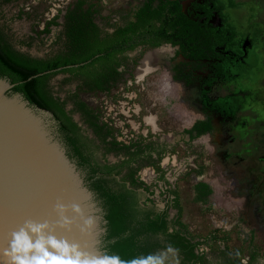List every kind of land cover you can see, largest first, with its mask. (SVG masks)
<instances>
[{
  "label": "rangeland",
  "instance_id": "obj_1",
  "mask_svg": "<svg viewBox=\"0 0 264 264\" xmlns=\"http://www.w3.org/2000/svg\"><path fill=\"white\" fill-rule=\"evenodd\" d=\"M77 1L0 0V23L20 50L44 56L58 47L55 19ZM82 1L84 8L92 7L99 26L110 31L149 0ZM181 1L205 25L224 33L216 38V49L226 58L208 94L202 96L193 65L169 45L131 52L125 83L108 96L77 90L65 74L54 76L52 89L63 98L76 90L123 139L137 135V140L163 146L161 157L155 155L156 165L143 164L137 177L144 178L140 180L153 192L157 206L166 207L168 184L176 189L187 232L208 244L204 264H227V258L264 264V0ZM145 59L150 65L139 73ZM139 64L140 80L132 82L130 73ZM200 96L205 97L201 106ZM74 116L93 137L80 115ZM198 120L211 121L212 129L191 133ZM106 156L116 160L120 155ZM202 182L211 192L200 199L195 186ZM169 212L175 216L177 209ZM160 257L164 264H179L173 249L160 250Z\"/></svg>",
  "mask_w": 264,
  "mask_h": 264
},
{
  "label": "trees",
  "instance_id": "obj_2",
  "mask_svg": "<svg viewBox=\"0 0 264 264\" xmlns=\"http://www.w3.org/2000/svg\"><path fill=\"white\" fill-rule=\"evenodd\" d=\"M90 15L81 5L70 9L65 16L62 46L45 56L20 50L0 23V75L15 83L13 91L21 92L32 104L52 112L59 137L102 207L107 221L102 246L113 264H164L159 255L162 249L175 250L179 264H204L207 257L196 252L201 241L187 232V225L181 220L178 192L169 191L175 197L164 208L153 204L149 197L142 201L149 187L144 192L141 190L144 182L136 177L141 167L137 163L144 156L150 158L154 151L161 157L162 147L144 143L145 138L121 145L114 137V128L100 122L77 91L62 99L54 93L51 82L57 74L66 73L70 75L67 80H81L86 90H107L111 81L115 82L121 75L119 67L125 64L126 53L139 45L172 42L179 43L183 53L192 58L217 55L210 31L188 17L176 1L155 9L144 7L136 21L106 34H102ZM69 102L74 104L71 111L66 108ZM73 112L81 113L94 137L84 131ZM200 123L204 130L211 127L209 123ZM110 152L123 154L124 158L110 162L105 159ZM195 191L200 199L211 192L204 182L198 183ZM171 207L177 209L172 219L169 218ZM225 254L223 251L222 255ZM227 264L239 263L227 258Z\"/></svg>",
  "mask_w": 264,
  "mask_h": 264
},
{
  "label": "water",
  "instance_id": "obj_3",
  "mask_svg": "<svg viewBox=\"0 0 264 264\" xmlns=\"http://www.w3.org/2000/svg\"><path fill=\"white\" fill-rule=\"evenodd\" d=\"M14 86L0 75V264L19 258L113 264L102 246V207L52 112Z\"/></svg>",
  "mask_w": 264,
  "mask_h": 264
},
{
  "label": "flooded vegetation",
  "instance_id": "obj_4",
  "mask_svg": "<svg viewBox=\"0 0 264 264\" xmlns=\"http://www.w3.org/2000/svg\"><path fill=\"white\" fill-rule=\"evenodd\" d=\"M168 1H176V2H178V4L181 6V9H182V11L188 16V17H190L191 19H193V20H195V21H198L199 23H200V26H201V28H205V29H207V30H209L210 31V35H211V41H212V44H213V49H214V51L216 52V53H218L217 55H213V56H208V57H202V58H192V57H189V56H187V55H185L184 53H183V51H182V49H181V45L179 44V43H176V44H174V43H172V42H164V43H162V44H160V45H158V46H150V45H148V44H146V45H139L136 49H134V50H132V51H129V52H127L126 53V62H125V64L124 65H122V66H120L119 67V71H121V75L119 76V78H118V80H116L115 82L114 81H111V86H110V88L109 89H107V90H86V87L85 86H81V83H82V81L81 80H77V79H72L73 81H75L76 83H77V90L78 89H81V90H83V91H85V92H93V93H96V92H98V93H102V94H104V95H106V96H108L109 94H111V92L113 91V88L117 85V84H119L120 82L121 83H125V79L123 78L124 76H125V73H127V70L129 69L128 67L130 66V64H129V58H128V55L131 53V52H135V51H137V50H139V49H149V48H160V47H162V46H164V45H169V46H171V47H173V48H175L176 49V52H177V54L179 55V56H181L182 57V59L183 60H186V64H188V65H193V69H192V73H193V75L197 78V79H199L200 80V86H201V94H202V96L205 94H208L209 92H210V90L212 89V87L214 86V84H215V82H216V78L218 77V73L220 72V71H222V65H223V59H225L226 57L220 52V51H218L217 49H216V43H217V41H216V38H220V39H222V38H224V33L223 32H218L217 31V29L216 28H214V27H212V26H208V25H205L202 21H200V19L199 18H197V17H195L191 12H189V11H187L185 8H184V5H183V3H182V1L181 0H157V3H155V0H149V1H147V2H145V3H143L142 5H140L138 8H137V10L134 12V15H133V18H131V19H129V20H126L124 23H122V24H119V25H116V26H113V28H112V30H110V31H104L100 26H99V24L96 22V20H95V18L93 17V13H92V7H89V8H84V1H82V0H78L76 3H74V4H72V5H70L69 7H67V9H66V11H64L61 15H59L56 19H55V22L53 23L54 24V27H58V30H60V33H59V35H57V37H56V39H55V41L56 42H58V47H56L52 52H54V51H56L59 47H61L62 46V44H63V40H64V36H63V29H64V24H65V16H66V14H67V12L70 10V9H75L78 5H81V8L84 10V11H89L90 12V16H91V18L93 19V21H95L97 24H98V26L100 27V29H101V32H102V34H106V33H112V32H114L115 30H116V28H118V27H120V26H124L125 24H127L128 22H131V21H136L137 20V14L140 12V10L142 9V8H144V7H147V6H150L152 9H155V8H159L160 6H162L164 3H166V2H168ZM160 22L159 21H156V24H159ZM52 24V25H53ZM61 34V35H60ZM51 53V52H50ZM49 54V53H48ZM47 55V54H46ZM45 56V55H44ZM143 59H144V57H143ZM142 59V60H143ZM142 60L140 61V64H141V62H142ZM133 63H135L137 60L136 59H132L131 60ZM140 64L136 67V69L135 70H133V73H130V76H131V80H132V82L133 81H138V80H140L139 78H140V75H138V68H139V66H140ZM142 64H144V62L142 63ZM142 66L143 65H141L140 66V68H139V73H141V68H142ZM198 69V70H197ZM59 74H65L66 75V79L65 80H67L68 79V77H70V75L69 74H66V73H59ZM139 76V77H138ZM123 81V82H122ZM127 82L128 83H130V79H128L127 80ZM52 84V83H51ZM76 91V90H75ZM205 98V97H204ZM204 98L203 97H199L198 99H197V102H198V105L199 106H201L202 105V103H203V101H204ZM62 99H65V98H63L62 97ZM69 103H71V105H69ZM68 104H67V106H66V108H67V110H69V111H71V110H73V108H74V104H73V102H69ZM88 105V104H87ZM69 106H71V108L69 107ZM89 106V105H88ZM90 107V106H89ZM91 108V107H90ZM92 109V108H91ZM93 110V109H92ZM74 113H78L79 115H80V119H81V121L85 124V125H87L85 122H84V119H83V117H82V115H81V113H79V112H73V117H74V119L81 125V123L75 118V116H74ZM94 113L96 114V111H94ZM98 117H99V115H98ZM99 120H100V122H102V123H107L109 126H111L112 127V125H111V123H108V122H103L101 119H100V117H99ZM201 121H203V122H205V123H209L210 125H211V127L208 129V130H204V128L202 127V125H201ZM196 126H198V128H196ZM81 127L83 128V126L81 125ZM212 127H213V125H212V122L211 121H207V120H198V121H196L195 122V124L193 125V127L191 128V133H195L196 135H201L202 133H205V132H208L210 129H212ZM89 128V127H88ZM84 129V128H83ZM90 129V128H89ZM91 131H92V134L94 135V133H93V130L91 129ZM92 137V136H91ZM94 137V136H93ZM114 137H115V139L117 140V141H119L120 143H121V145H130V144H132V143H135V142H137L138 140H137V135H132V138L129 140V141H127V140H125V139H122V140H120V139H118V137H120V134L119 133H115L114 134ZM112 136H110L109 137V140H112ZM141 140V139H140ZM145 140H146V138H145ZM144 140V141H145ZM144 143H154L153 144V146H155V147H158V146H160V147H162V150L164 149L163 148V146L162 145H157L156 143H155V141H149V142H144ZM161 150V151H162ZM158 153H157V151H154L153 153H152V156L149 158L148 156H144V158H142V159H140L139 160V162L137 163V164H141V167H142V165L143 164H149L150 163V165H155L153 162L154 161H156V158H155V155H157ZM120 156H119V158H117L116 160H111L110 158H108L106 155H105V159H107L108 161H110V162H116V161H119L120 159H122V158H124V155L123 154H119ZM154 159L153 161H150V159ZM139 171V170H138ZM139 173H140V171H139ZM136 177H137V174H136ZM138 178V177H137ZM140 179H143L144 180V178L141 176L140 177ZM139 178H138V180L139 181H141V182H143L142 180H140ZM205 183V182H204ZM207 184V183H206ZM145 187L146 186H144V184H143V186H142V188H141V190L144 192L145 191ZM167 190V194H169L168 195V199H167V201H166V204H168V202H169V199H173L174 197H175V195L174 194H172V193H170L169 191H172V189H166ZM173 190H176V189H173ZM150 192H152V191H150V189H148V192H145V194H144V196L145 197H143L142 198V201L143 202H145L146 201V199H147V197H149L150 199H151V202L153 203V199H152V194H150ZM153 193V192H152ZM151 202H149V203H151ZM153 204H155V203H153ZM157 206V205H156ZM158 207H160V208H164L163 206H158ZM169 216H170V219H172V218H174V216H172L171 215V213L169 212ZM201 255H204V254H201ZM206 257H207V255H205Z\"/></svg>",
  "mask_w": 264,
  "mask_h": 264
},
{
  "label": "clouds",
  "instance_id": "obj_5",
  "mask_svg": "<svg viewBox=\"0 0 264 264\" xmlns=\"http://www.w3.org/2000/svg\"><path fill=\"white\" fill-rule=\"evenodd\" d=\"M16 264H46V262L44 260H40V259H24V258H19L16 261ZM53 264H100V262L98 261H89V260H85V261H72V260H67V261H61V260H57V261H53Z\"/></svg>",
  "mask_w": 264,
  "mask_h": 264
},
{
  "label": "built area",
  "instance_id": "obj_6",
  "mask_svg": "<svg viewBox=\"0 0 264 264\" xmlns=\"http://www.w3.org/2000/svg\"><path fill=\"white\" fill-rule=\"evenodd\" d=\"M118 139L122 140L123 138H122V136H120V137H118ZM168 188L172 189L170 184H168ZM200 241H201V244L197 247L196 252L199 253L198 249H201V253H199V254L208 255V247H206V246H208L207 242L203 239H201ZM217 241H220V240H217Z\"/></svg>",
  "mask_w": 264,
  "mask_h": 264
},
{
  "label": "bare ground",
  "instance_id": "obj_7",
  "mask_svg": "<svg viewBox=\"0 0 264 264\" xmlns=\"http://www.w3.org/2000/svg\"><path fill=\"white\" fill-rule=\"evenodd\" d=\"M149 65H150V62H149L147 59H145L144 64H143V66H142V68H141V73H143L145 70H147L146 68H147Z\"/></svg>",
  "mask_w": 264,
  "mask_h": 264
}]
</instances>
